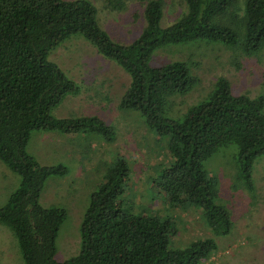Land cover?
<instances>
[{
	"label": "trees",
	"instance_id": "trees-1",
	"mask_svg": "<svg viewBox=\"0 0 264 264\" xmlns=\"http://www.w3.org/2000/svg\"><path fill=\"white\" fill-rule=\"evenodd\" d=\"M127 0H106L120 9ZM143 6L145 26L128 45L108 38L87 0H0V161L20 177L19 186L0 207V224L12 231L23 264H201L218 250L212 237L199 238L183 249H170L173 221L134 214L120 197L129 176L119 157L105 170L90 194L81 225L77 255L54 258L55 239L66 210L43 207L39 197L46 179L63 176L62 164L43 166L26 150L35 130L80 131L113 139L115 129L93 116L57 118L51 114L66 95L81 87L67 78L48 54L72 35H79L102 57L130 78L118 108L138 113L160 140L171 162L156 186L171 208L199 207L207 228L228 234L232 222L216 202V180L204 162L221 148L238 146V176L251 188L254 161L264 155V96L234 95L220 79L207 99L189 108L181 120L165 118L167 99L185 94L198 78L183 61L151 67L154 52L192 41L237 45L247 56L264 48V0H180L185 12L161 29L162 0H134Z\"/></svg>",
	"mask_w": 264,
	"mask_h": 264
},
{
	"label": "rangeland",
	"instance_id": "rangeland-1",
	"mask_svg": "<svg viewBox=\"0 0 264 264\" xmlns=\"http://www.w3.org/2000/svg\"><path fill=\"white\" fill-rule=\"evenodd\" d=\"M87 1L94 6L97 23L110 40L128 45L139 37L145 26L140 3L127 0L118 10L108 7L106 0ZM162 3L161 29L185 12L180 0ZM47 60L81 87L78 95H66L51 114L57 118L93 116L115 129L111 141L84 131L35 130L31 134L26 150L40 165L62 164L68 169L63 176H49L39 197L43 207L66 210L55 239L56 260L78 254L90 194L103 181L107 167L122 157L130 171L120 197L123 209L134 214L169 217L176 230L170 238V249H183L196 239L212 237L218 250L201 264H264V155L254 161L251 188L238 176L236 144L221 148L204 162L208 175L216 180V202L226 208L232 222L228 234L214 233L207 228L199 207L171 208L156 186L162 168L169 165L171 158L165 150L166 139L160 140L148 129L138 113L118 108L129 75L79 35L61 42ZM171 61L186 62L198 82L189 92L167 99L164 116L169 120H181L189 108L206 100L220 79L228 82L234 95L264 96V48L247 56L237 45L192 41L154 52L149 65L158 67ZM19 182V175L0 161V207ZM16 242L12 231L0 224V264H23Z\"/></svg>",
	"mask_w": 264,
	"mask_h": 264
}]
</instances>
